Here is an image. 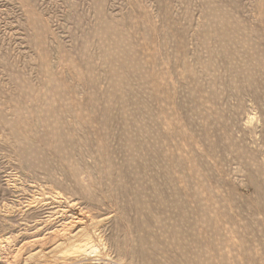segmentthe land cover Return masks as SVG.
I'll return each mask as SVG.
<instances>
[{
	"label": "rangeland",
	"instance_id": "obj_1",
	"mask_svg": "<svg viewBox=\"0 0 264 264\" xmlns=\"http://www.w3.org/2000/svg\"><path fill=\"white\" fill-rule=\"evenodd\" d=\"M0 264H264V0H0Z\"/></svg>",
	"mask_w": 264,
	"mask_h": 264
},
{
	"label": "bare ground",
	"instance_id": "obj_2",
	"mask_svg": "<svg viewBox=\"0 0 264 264\" xmlns=\"http://www.w3.org/2000/svg\"><path fill=\"white\" fill-rule=\"evenodd\" d=\"M87 249L86 245L83 244L78 248V251H85Z\"/></svg>",
	"mask_w": 264,
	"mask_h": 264
}]
</instances>
